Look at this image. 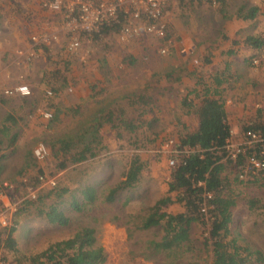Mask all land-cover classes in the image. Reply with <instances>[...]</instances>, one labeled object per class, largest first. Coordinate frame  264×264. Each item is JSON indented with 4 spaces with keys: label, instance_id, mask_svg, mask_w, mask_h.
Returning <instances> with one entry per match:
<instances>
[{
    "label": "rangeland",
    "instance_id": "374dc122",
    "mask_svg": "<svg viewBox=\"0 0 264 264\" xmlns=\"http://www.w3.org/2000/svg\"><path fill=\"white\" fill-rule=\"evenodd\" d=\"M44 1L48 0H0V123L10 113L19 120L0 143V181L5 186L0 191V212L9 214L21 198L32 201L22 203L12 227L4 230L3 239L14 228L17 250L5 247L1 257L5 264H33L30 257L86 226L94 229L96 243L106 251L105 259L97 264H169L163 256L148 251L152 241L161 240L163 230H140L138 225L140 216L168 195L172 168L169 140H178L183 120L190 126L197 122L181 105L182 99L199 75L215 77L229 63L227 71L232 78L224 84L223 98L232 142L246 141L244 128L250 115L256 113L251 121L264 119V46L243 42L249 35L264 38V17L246 20L241 16L245 9H238L242 3L250 6L264 0H227L226 16L204 1L169 0L157 19L146 13L132 17L131 12L124 24H132L135 30L131 35L112 29L98 39L70 33L64 26L65 15L45 8ZM123 1L134 13L146 9L144 2L132 6V0ZM150 26L158 32L148 31ZM73 36L80 45L68 49ZM63 48L72 49L77 56ZM67 58L71 59L69 70L63 62ZM52 68L61 71L62 80L49 76ZM67 76H74V81ZM64 78L69 84L60 88ZM20 86H27L30 94L22 96L16 91ZM107 90L109 99L122 97L123 102L102 106ZM15 133L18 135L9 147ZM70 134L78 144L67 151ZM83 138L86 140L81 142ZM91 141L97 154L72 161L71 156ZM40 145L44 147L42 157L34 154L35 161L29 153ZM103 146L106 149L101 151ZM137 165H141L139 180L109 200L111 189ZM232 166L224 173L233 180ZM39 168L43 169L42 184L33 186L29 183L41 175ZM233 185L239 195L233 232L264 253V208L260 207L264 204V180ZM86 188L96 189L92 199L84 196ZM250 197L257 203L254 212L247 204ZM73 200L83 203L81 209L72 205ZM51 203L65 210L68 223L51 222L42 213L41 208L48 209ZM161 210L177 213L182 206L175 201ZM190 235L194 249L176 262L210 264L212 246L205 244L207 234L194 222Z\"/></svg>",
    "mask_w": 264,
    "mask_h": 264
},
{
    "label": "trees",
    "instance_id": "16d2710c",
    "mask_svg": "<svg viewBox=\"0 0 264 264\" xmlns=\"http://www.w3.org/2000/svg\"><path fill=\"white\" fill-rule=\"evenodd\" d=\"M183 2L184 0H179ZM188 1V0H185ZM195 0H191L193 2ZM204 1L209 5L217 7L218 12H228L226 8L227 0H197ZM264 1L255 5L248 6L247 3H242L238 12H245L241 15L246 20L264 17ZM228 7V5H227ZM247 11V12H246ZM59 14V13H58ZM240 16V14H239ZM123 18L118 23H104L98 32H82L80 35H93L98 39L103 34L110 33L112 29L121 31L123 28ZM247 46L263 47L264 38L261 36L249 35L244 39ZM45 47L43 45H40ZM64 50L72 53L74 57L77 53L73 50ZM48 51V50H47ZM48 59L51 56L48 55ZM66 70L71 68V59H63ZM229 63L224 65L221 75L215 77L199 75L187 95L182 99L181 105L186 107L187 114L194 115L197 122L192 126L186 120L182 121L183 127L176 140V147L179 149L196 148L200 152H192L190 155L180 156L177 164L171 168L170 179L167 181L168 195L150 207L149 212L140 216L138 229L145 230L152 227H159L164 234L159 241H152L148 247L150 255L163 256L169 264H178L176 259L194 249L193 239L190 235L191 225L196 222L202 227V234L205 235L206 246H212V257L210 264H260L264 262V253L257 245L246 238H240L233 232V224L235 221L234 208L238 204L239 195L234 187L238 181L264 180V171L258 173L249 172L247 178H242L244 172V163L247 158V153L240 154L239 158L234 160L227 157L226 144L232 135L231 125L229 122V113L226 106V99L223 98L225 87L224 84L232 78L231 73L227 71ZM256 66V65H255ZM61 71L52 68L49 76L62 80ZM203 73V71H201ZM66 77V76H65ZM71 79L69 76H67ZM68 79V80H69ZM67 78L60 88L66 87ZM74 81V76L71 79ZM54 83V80L49 81ZM55 92L57 89H53ZM53 90H50L51 92ZM147 97L146 94H144ZM26 98V97H25ZM151 99V98H150ZM65 112L70 111L68 108L63 109ZM78 108L75 113H78ZM253 114V113H252ZM247 119L245 130L254 132L264 131V119L251 121L253 116ZM19 122L16 115L10 113L2 124L0 123V143L3 137L9 134V129L17 126ZM133 125L132 122L129 123ZM134 129L130 128V131ZM18 133L10 137L9 147H12ZM68 140L65 143V150H71L73 144L77 145L78 141H74L75 135H68ZM64 139V138H63ZM63 139L59 141L63 142ZM86 139H82L81 142ZM99 141L97 145H99ZM101 151L106 149L105 146L99 148ZM1 151V148H0ZM33 159L36 158L33 149L29 153ZM97 154L94 151L92 141L88 145L82 147V150L74 156H71L72 161H82L93 158ZM3 156V155H2ZM65 163H61L64 165ZM233 165V166H232ZM232 166L235 170L234 179H230L225 175L224 171ZM41 175L34 177L29 184L36 186L41 183L40 177L43 176V169L39 168ZM141 173V165H137L133 170L126 171L125 180L118 187L111 189L110 195L107 197L113 200L117 191L124 190L139 180ZM245 175V176H246ZM246 179V180H244ZM203 181V185H198ZM32 182V183H31ZM5 188L4 181H0V191ZM66 189H62L65 192ZM95 188H86L84 196L87 199H92ZM261 199H258L260 201ZM177 202L182 206V210L177 213H170L166 210H161V206L168 203ZM32 201L25 200L24 203ZM33 202H35L33 200ZM81 204L76 200L72 201V205L76 209H81ZM249 209L254 212L257 210V203L253 198L247 200ZM261 208L264 204L261 203ZM57 203L48 205V209H42L49 221L66 224L69 221L65 210L58 208ZM257 208V209H256ZM261 212L259 209L257 211ZM264 213V212H262ZM137 228V226H136ZM6 230V229H4ZM4 230L0 231V252L6 248H13L16 251V241L13 237L14 228L8 232L7 238L3 239ZM256 247V248H255ZM106 257L105 249L96 243L95 231L91 227H81L71 237L51 244L43 253L38 256L30 257L33 264H97L103 261Z\"/></svg>",
    "mask_w": 264,
    "mask_h": 264
},
{
    "label": "built area",
    "instance_id": "2783aa9c",
    "mask_svg": "<svg viewBox=\"0 0 264 264\" xmlns=\"http://www.w3.org/2000/svg\"><path fill=\"white\" fill-rule=\"evenodd\" d=\"M126 1V0H125ZM136 1L144 2L146 4V9H140V13H134L133 10L126 9V5L123 0H48L44 1L43 5L47 9L61 11L60 13L65 15L63 19L64 26L70 31V33L75 34L77 32H98L104 23H118L121 22L123 18V28L120 31L123 34L129 36L133 33L132 24L124 25L125 19L129 16L134 15L138 17L142 13H146L150 18L157 19L160 17L163 12L166 4L169 0H132V6ZM131 25V26H130ZM150 32H158L155 27L150 26L148 29ZM161 32V30H160ZM72 42L69 45V48H78L80 42L78 38L72 37ZM35 43L37 42V37H34ZM72 50V49H71ZM17 92L22 94V96H28L30 90L27 86H20L16 89ZM12 92V91H10ZM51 94V92L49 91ZM46 116H50V113H46ZM246 141L242 144H235L229 138L226 144L227 157L230 159H238L240 154L247 153V158L244 163V174H241L242 178H247L249 172L258 173V171H264V131L254 132L252 130H245ZM170 144V153L172 154L169 158L171 167L177 164V160H180L182 155H190L192 152H200V149L196 148H185L179 149L176 147V140H169ZM44 150L42 145L38 146L34 150V154L37 158L42 157L41 152ZM246 175V176H245ZM42 182V180H41ZM42 183H40L41 185ZM203 181L199 182L198 185H203ZM39 185V186H40ZM38 186V187H39ZM37 188V187H34ZM33 191V188L30 190ZM33 195V193H32ZM34 197H29V199ZM27 200L26 198H21L17 201L9 214H4L0 212V231L6 228L12 227L14 220V214L22 206V203ZM0 264H5V260L1 257L0 254Z\"/></svg>",
    "mask_w": 264,
    "mask_h": 264
},
{
    "label": "crops",
    "instance_id": "0c3cea01",
    "mask_svg": "<svg viewBox=\"0 0 264 264\" xmlns=\"http://www.w3.org/2000/svg\"><path fill=\"white\" fill-rule=\"evenodd\" d=\"M109 91H110V90H107L106 93H105V95L107 96V98H105V100H104L102 106H109L108 104H110V103H111L112 105L116 104V106H117V104L120 105V102H123V101H122V97H118L115 101H113V100H111V99L108 98V97L110 96V94H108ZM94 94H96V93H94ZM246 101H247V100H246ZM226 106H227V105H226ZM95 111H96V109H93V112H95ZM229 122H230V120H229ZM231 130H232V129H231ZM232 136H233V130H232Z\"/></svg>",
    "mask_w": 264,
    "mask_h": 264
}]
</instances>
